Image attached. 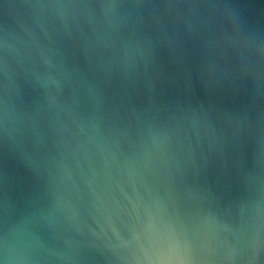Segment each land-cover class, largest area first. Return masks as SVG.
<instances>
[{"label":"water","instance_id":"1","mask_svg":"<svg viewBox=\"0 0 264 264\" xmlns=\"http://www.w3.org/2000/svg\"><path fill=\"white\" fill-rule=\"evenodd\" d=\"M0 264H264V0H0Z\"/></svg>","mask_w":264,"mask_h":264}]
</instances>
